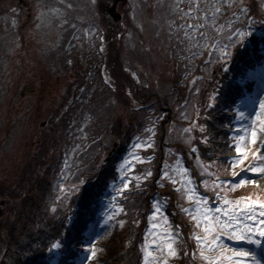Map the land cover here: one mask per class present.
Instances as JSON below:
<instances>
[{
    "label": "rangeland",
    "instance_id": "obj_1",
    "mask_svg": "<svg viewBox=\"0 0 264 264\" xmlns=\"http://www.w3.org/2000/svg\"><path fill=\"white\" fill-rule=\"evenodd\" d=\"M116 1L117 7L115 9L113 8L112 13H118L119 17L116 20L108 18V21L105 22V7L108 3L110 4L111 0H97V4L95 5L92 0H26V3L23 5H20L18 0H0V14L3 16L4 20L2 24L6 23L4 30H0V33L7 39L3 49L4 51L7 50L8 56H13V67L11 70H8V72H11L9 75L12 77L13 81L11 87L12 112L8 117V119L12 117V125L8 135H5L3 131L0 132V138L3 140L4 144L0 148V235H3L4 232L7 231V229H5V224H9L11 218L16 216L15 214H20L14 211L18 208L15 206L17 204H14V202L20 201V196L24 191L23 189H36L35 180L33 178L39 176L37 173H41L42 177L47 176L50 178L51 173L54 171L58 172V167H60V171H65L66 181H69L72 185L73 181L76 180V176L78 177V181L84 178V173L88 172L86 167L89 165L90 144L87 137L86 141L84 138H79L80 132L89 134L92 130L101 128V132L107 137L111 135L112 130L110 132L107 131L106 124L108 120L110 121L113 114L109 113L108 117L105 113H101L99 116L96 112L98 104H90L88 108L83 105L81 110L75 114V110H77L76 99L78 95H83L82 92L86 89L87 84L93 88L92 92L94 94L96 93V100L101 99L103 102L107 101L109 99V94L105 88H110L112 86L118 88L121 84L120 79L115 78L111 71L115 70L114 72H119L118 65L121 66L123 63L125 65L126 63L128 66L126 61L129 59L131 60V64L133 61L137 62L135 75L141 74L143 76L141 81L147 82L148 84L151 83L150 85L153 87H159L160 77H158V73L162 76V79H172L176 77V65L171 61L170 56L167 57L166 41L164 40L165 36L164 33H162V20L165 18L170 20L174 19L177 24L178 21L176 16L178 14L175 11L177 0ZM261 1L262 0H244V3L248 8L255 6L258 2L260 4ZM185 2H187V0H185ZM237 2H239V0H237ZM68 4L72 5L70 9L67 7ZM179 7L181 8L180 5ZM224 8L228 7L225 6ZM13 9L16 11L13 12ZM182 9L186 12L188 6L182 7ZM201 16H203V13H201ZM65 20H67V23H64ZM94 20L100 23L108 36L112 34V48H115V50L117 48L118 53H120L117 59L118 63H114V53L109 49L104 53L107 59L104 63H101L98 58L89 55L90 48H92L95 43H98V46H95L94 51L100 57H103L99 51L100 47L104 45L105 49L108 48L107 42L101 40L99 36L95 37V34L99 32L89 24L90 21ZM153 20H159V23L155 25L153 24ZM199 20L204 24L208 22V25L211 26L210 20ZM197 21L195 14H193V18L189 19L188 23H197ZM82 24L84 25L82 26ZM126 25H133L140 35L143 34L142 38L140 37L141 41H131L134 33L129 27L128 34L124 35ZM225 30L227 32V29ZM89 32H91L92 35H88ZM75 36H78L79 39H74ZM70 38L73 39L69 43L67 39ZM134 43H136V45H133ZM124 46L126 47L125 51H128L127 54L124 53ZM142 47L145 48V52L140 51ZM168 47L170 48L169 45ZM133 53L136 54L133 55ZM69 61H71V63H69ZM255 76L258 82L256 84V90L252 95L253 99L244 98L238 105L246 112H255L259 114V103L264 101V70L258 71ZM108 78L111 79L112 83H105ZM182 78L186 79L184 75ZM178 83L180 87L182 86L181 89H185L189 85L186 86V80H180ZM23 84H27V89L22 86ZM97 88L101 89L95 92ZM23 91L24 93L21 95ZM177 92L179 93L180 91ZM172 95L178 94L173 92L170 97ZM84 97H88V94L84 95ZM182 98H185V95L182 94ZM112 109L117 111L116 114L114 113V117H116L117 114L118 117L124 116V107L115 105ZM232 111H235V107ZM151 115H147L144 119V122L151 123V125L144 127L140 133H134V135L131 136L133 142L130 148L127 150L122 160L116 164V181L118 184L113 185V183H111L104 204L101 206L100 215H98V219L91 229L92 241L87 243L89 244L87 248L90 249L83 254L80 259V264H115L118 262V260L113 261V259L116 257L117 253L120 252V245L117 244L116 238H113L112 222L109 219L106 221L107 217L104 218V214L113 196L121 190L124 191L129 189H123V184L121 183L122 177L126 178L128 181L132 178H137L140 169L138 167L144 165L143 172L145 174L148 171L152 172L150 179L154 177L151 182L157 184V194H159L158 192L162 187L161 185L173 183L172 181H176V178L181 185L185 186L190 180L189 177L184 174L188 172L185 171L187 170L186 165L192 163L193 160L196 162V153L192 152L191 147L196 141L200 144H204V137L208 132L200 134L199 128L193 127V124H205V122L195 119L193 115L184 114L182 117L183 120H181L182 124H180L181 127H177L175 130L177 136L173 137L174 141H171V143L175 145L171 146L172 148L170 149H165L166 153H163V164L156 165V161H158L162 155V150L158 149L159 146L155 134L158 125L156 126L155 124H158V122L162 120L159 119V117H164L166 114L165 112H161L156 115ZM252 119L254 120L255 118L253 117ZM233 124L234 127L230 128L231 130L228 134L234 139V144H239L240 141L235 138L237 136L236 129L243 128L244 133L247 134L248 123H241L239 119H236ZM186 128H192V131L186 132ZM147 129H153V131L149 132ZM60 135L61 138H59ZM4 136L6 137L5 141L3 139ZM70 139H77L74 146L69 143ZM62 143H69V149H71L68 153V157L63 158V160L58 154ZM137 143H140L142 147L136 148ZM147 143H151L152 147H145L144 145ZM247 147L250 150L252 149L250 140ZM75 149H83L82 154L84 159L78 171L70 170L74 163ZM110 150V147L103 149V155L106 156ZM226 155V158H224L221 163L222 169L218 167L216 173L203 172L195 175L194 179L197 182H203L208 178L199 179V175L211 174L214 178L219 179V174H223L224 177L221 182L229 184L227 183L228 181L242 183V178H255L260 180V190H264V179H261L250 171L242 173L241 176L233 177V167L228 163V160L232 157H242H238V154L233 148L230 152H227ZM52 156L54 157V161H51ZM137 157L139 159H137ZM81 158L80 155L78 159ZM48 159H50L51 163L48 162ZM254 162L253 150V155L245 162V166L253 164ZM38 164L43 169L33 168V166L37 167ZM197 166L200 167L201 165L198 164ZM51 167L53 169H51ZM235 170L238 172L240 171L239 168ZM165 171L168 172V176L161 180V176ZM49 180L51 181V179ZM88 181L89 177L85 186L88 185ZM229 185L233 186L232 184ZM253 186L255 185L248 184L243 188L233 187V189L235 193H238L243 190H248ZM35 192L36 191H33L32 193ZM75 194L76 193L73 195ZM198 194L200 193L198 192ZM61 196L62 193H60V190L58 192L57 188L51 195L55 202L56 198ZM190 196L191 195H188V197ZM221 197L227 198L223 195H221ZM255 198L264 199V196L263 198L255 196ZM210 200L212 199H207L208 202ZM2 201L6 203H4L3 206H1ZM219 201L220 204H211L210 208L214 210L215 207H228L222 203L221 199H219ZM229 201L235 203L232 200ZM47 204L48 203H46V206ZM49 206L51 211L57 207L54 203L49 204ZM150 207H153V204L146 209V212L149 214L153 211ZM193 208L194 206L188 207L187 209L189 211L186 213L192 214ZM21 209L22 208H19L18 210ZM212 214L217 215L214 211ZM51 219V221H54L55 218ZM148 221L150 223L154 222L152 221V216ZM167 224V221H165L162 226L166 227ZM28 227L30 230H35L37 228ZM152 227L153 225L151 228ZM156 228L158 232L162 234V238H154L155 233H151L153 230L145 229L142 231L141 227L134 231L132 236H136V240L140 241L142 233L146 234L148 231H151L149 237H152L151 239L154 238L157 244L164 245L170 242L173 243L166 229H162L160 226ZM201 230H203V226L200 225L196 228V233L192 236L194 238L196 235L203 236L204 232H201ZM200 232L201 234H199ZM145 234H143V236ZM220 243L226 244L232 248L247 250L246 247H243V244L239 242L226 241L225 236L222 237ZM249 247L255 246H250L249 244ZM110 248L112 252L107 254V250H110ZM149 250L158 255L156 247H151ZM92 251L97 252V257L91 256ZM170 259L172 260L171 257L168 258V260ZM245 259L247 264H250V261H248L247 258Z\"/></svg>",
    "mask_w": 264,
    "mask_h": 264
},
{
    "label": "trees",
    "instance_id": "obj_2",
    "mask_svg": "<svg viewBox=\"0 0 264 264\" xmlns=\"http://www.w3.org/2000/svg\"><path fill=\"white\" fill-rule=\"evenodd\" d=\"M179 5L181 7L188 6L187 2H180ZM248 9L249 15H251L256 23L246 29V31L251 34L244 39L243 44L231 49L232 57L224 66L212 65L208 69L201 71L200 69L204 68L202 61L206 58V53L204 57L188 64V61L184 59L187 52H181V49H183L185 45L179 44L176 38L178 35L182 37L184 34V29L176 28V25L183 23L177 15V24L174 19L170 20L165 18L162 20V33H164L165 36L164 40L166 41L167 57L170 56L171 61L176 65V77L172 79H162V76L158 73V77H160L159 87H153L150 85L151 83L148 84L147 82L141 81L143 77L141 74L135 75L137 62L133 61L131 64V60L129 59L126 61L128 66L126 63L125 65L123 63L121 66L118 65L119 72H114L115 70L111 71L115 78L120 79L121 84L118 88L114 86L105 88L109 94V99L107 101L103 102L101 99L96 100V93L94 94L92 92L93 88L87 84L86 89L82 92L83 95H78L76 99L77 110H75V114L81 110L83 105L88 108L90 104H98L96 112L99 116L101 113H105L108 117L109 113L113 114L110 121L108 120L106 124V130L109 132L112 130L111 135L107 137L101 132V128L92 130L89 134L80 132L79 138H84L86 141L87 137L89 140V165L86 167L88 172H85L83 176L86 179L81 178V180L78 181V177L75 175L76 180L73 181V185H77L79 189L75 192V195L72 193L68 195L66 200L63 199L65 193L71 188L72 184L66 181L65 171H60V167H58V172L54 171L51 173L50 178L47 176L42 177L41 173H37L39 176L33 178L35 180V190L32 188L31 190L28 188L23 189L24 191L20 196V201L14 202V204H17L15 206L18 207L14 211L20 214H15L16 216L14 215L15 217L11 218L10 223L5 224V229H7V231L4 232L3 235H0V264H72L70 258H78V255L82 251V246H84V244L81 243L82 239L80 233L89 226L104 191L113 181H116L117 172L115 167L130 148L133 142L131 136H133L134 133H140L144 127L151 125V123L144 122L146 116L151 114L156 115L161 112H165L166 114L158 124H155L156 126L158 125L157 128L155 127L157 144L159 146L158 149L162 150V155L159 160L156 161V165H162L163 153H166L165 149H170L172 148L171 146L175 145L171 143V141H174L173 137L177 136L175 130L177 127H181L180 124H182L181 120H183V115H193L195 119H198L196 116L198 110L201 112V117L198 120H202L208 125V132L205 136H207L209 140L208 143L204 144H200L196 141L191 147V149H198V151L195 152L196 162L193 160L192 163L186 165L188 172L184 175H187L192 183L187 182L186 186L181 185L176 178L175 183L172 181L173 183L163 184L158 192L159 194H157V184L151 182L154 177L151 179L149 177L147 180H144V165H140L138 167L140 168L138 171L139 176L137 175V178H132L130 180L128 190L121 191L124 197L120 202L113 204L108 219L113 224V238H116L117 244L120 245V252H118L113 259V261L118 260L115 264H137L138 259H135V257L143 255L144 249L147 247L146 242L149 240H154L156 242L154 238H162V234L159 233L156 228L157 226L166 229L171 239L176 235L179 237L178 240L172 239L175 247L178 248L179 255L178 257H171L172 260L170 259V261L177 264H207L206 261L200 258L199 252L201 246L197 244L196 239L192 236L196 233L198 224L196 219H193L194 213L187 214L178 211L181 206L190 202L191 199H189L188 195H191L192 199H200L201 197L212 199L215 192L218 191L221 195L226 196L228 200H232L233 202H236L242 197L259 199L255 198V196L261 198L264 196V190H260V188L256 186L235 193L233 186L229 184L223 183L221 186L220 182L206 180L208 182L206 188L204 181L197 182L194 179L195 175L203 172L216 173L218 167L222 169V160H217V157L225 155L232 149V139L228 136V125L234 123V121L230 119L235 113L232 109L244 96L249 97L254 84V80L249 78L264 66V24L259 23L260 20L264 19V0H262L260 4L258 2L255 6L248 7ZM233 10L234 9L223 8V12L227 15L222 22L226 23L227 19L231 17V12ZM105 17V22H107L108 17ZM153 22V24L156 25L159 23V20H153ZM197 23L203 22L198 20ZM237 24L239 25V22H237ZM206 25H208V22ZM128 27L135 35L132 34L133 38L131 41H141L140 37L142 38L143 34L140 35L133 25L125 26L124 35L128 34ZM95 28L98 30L99 35L103 37V41L107 42L108 48L105 49L103 45L105 51L101 53L103 57H100L94 51L95 46H98V43H95L93 47L90 48L89 55L98 58L101 63H104L107 61L104 53L109 49L114 53V63H118L117 59L120 53H118L117 48L116 50L112 48V34L108 36L101 25ZM133 45H136V43ZM125 50L126 47L124 46V53L127 54L128 51ZM140 51L145 52V48H140ZM135 54L136 53H133V55ZM186 64L192 69L191 76L186 74ZM183 75L186 79L182 78ZM193 77H200L194 86L191 84ZM180 80H186V86L189 84L188 87L181 89L182 86L180 87L178 83ZM196 88L200 90L198 95L195 91ZM99 89L101 88H97L95 92ZM214 90H218L222 97L220 103L221 110H209L212 112L213 119L205 121L203 116L207 115V113H204L203 109L210 104L211 100L209 97ZM129 92H131L132 95H129ZM173 92L178 95H172L170 97ZM87 94L88 97H84V95ZM182 94L185 95V98H182ZM224 101L228 102L229 107H224ZM115 105L124 107L126 110H124V116L118 117L117 114V116L114 117V113L116 114L117 111L112 108ZM59 138H61V135ZM77 139H70L69 143L74 146ZM69 143H62L60 146L58 154L62 160L68 157V153L71 150L69 149ZM114 144L116 145L114 146ZM3 145L2 141L0 148ZM106 147H110L111 150L107 161L103 163L102 159L108 155L107 153V155L104 156L102 153V150ZM82 153L83 149L74 150V163L70 170L78 171L84 159ZM80 155L82 158L78 159ZM77 159L78 162L76 163ZM51 161H54L53 156L51 157ZM48 162L51 163L50 159H48ZM198 164L201 166L198 167ZM33 168L36 169L41 167L38 164L37 167L33 166ZM51 169L53 168L51 167ZM88 177V185L85 186ZM49 179H51V181ZM81 181H83V183H81ZM213 184L217 185L215 191L213 190ZM62 187L65 189V192H61L60 189ZM56 188L58 192L60 190L62 196L59 197V199L56 198L55 202L51 195L55 192ZM189 188L195 189V191L189 192ZM33 191L36 192L32 193ZM198 192L200 194H198ZM4 203L1 206H3ZM46 203H48L47 206ZM52 203L57 206L55 212L50 209L49 204ZM151 204L157 207L162 205L159 207L160 212L155 213L154 209L155 214H152V221L154 222L151 226L155 225V227L150 228L153 232L148 231L144 236L142 235L141 240L138 241L136 240L137 237H133L132 235L134 231L138 230L140 227L142 228L148 216H150V214H147L146 209ZM69 207H71L70 211L68 210ZM19 208L22 209L18 210ZM51 218H55L54 221H51ZM165 221H167L168 224L166 227H163L162 224ZM28 226L37 228L35 230H30ZM150 232L155 233L153 239L149 237ZM57 242H59L60 247L53 248L52 245ZM157 245L159 244L156 242L155 247ZM160 246L162 247L163 244H160ZM185 251L188 252L187 257L184 255ZM111 252V248L107 250V254ZM193 253L195 254V258H193Z\"/></svg>",
    "mask_w": 264,
    "mask_h": 264
},
{
    "label": "snow or ice",
    "instance_id": "obj_3",
    "mask_svg": "<svg viewBox=\"0 0 264 264\" xmlns=\"http://www.w3.org/2000/svg\"><path fill=\"white\" fill-rule=\"evenodd\" d=\"M92 2L94 5L97 4V0H92ZM180 2L181 0H177L175 11L183 23L176 25V28L184 29V34L182 37L178 35L176 38L179 44L185 45V47L181 49V52H187L184 59L188 61V64L204 57L206 53V58L202 61L204 68L200 69L201 71L208 69L212 65L224 66L232 57L231 49L243 44L244 39L251 34L246 31V29L256 23L251 15H249L244 0H239V2H237V0H187L188 10L186 12L179 7ZM225 6L229 9H234L231 12V17L227 19L226 23L222 22L227 15L222 11ZM67 7L70 9L72 5L68 4ZM15 11L16 10L13 9V12ZM201 13H203V16H201ZM193 14H195L197 20H210V28L204 23H188V20L193 18ZM237 22H239V25ZM64 23H67V20H65ZM259 23L264 24V19L260 20ZM225 29H227V32H225ZM88 35H92V33L89 32ZM74 39H79V37L75 36ZM100 39L103 40V37ZM99 51L103 53L105 49L100 47ZM69 63H71V61H69ZM188 64L185 65L186 74L191 76L192 69L189 68ZM199 79L200 77H193L191 84L194 86ZM105 83H112V81L108 78ZM195 91L198 95L200 90L196 88ZM129 95H132V93L129 92ZM209 99L211 103L203 109V112L207 113V115L203 116L205 121L213 119L212 112L209 110H221L220 103L222 97L218 90H214ZM224 107H229L227 101H224ZM196 116L198 119L201 117V112L199 110ZM253 117L255 118L254 120L252 119ZM159 119H163V117H159ZM230 119L232 121L239 119L241 123H248L247 134L244 133L243 128L236 129L237 136L235 138L238 139L240 143L231 145L238 154V157H242H232L228 160V163L233 167V177L241 176L242 173L250 171L261 179H264V163H261L264 162V101L259 103V114L255 112H246L241 109L239 105H236L235 113ZM193 127H198L201 133H206L208 130L207 123H195ZM228 127H234V124L230 123ZM147 131L151 132L153 129H147ZM185 131H192V128H186ZM208 140L209 138L205 136L204 142L208 143ZM249 140L252 146L251 150L247 147ZM144 146L151 148L152 144L147 143ZM141 147L142 145L140 143L136 144V148ZM253 150L255 162L245 166V162L253 155ZM196 151H198V149H192V152ZM137 159L139 158L137 157ZM236 168H239L240 171H236ZM151 176L152 172L148 171L144 174L143 178L147 180ZM167 176L168 172H163L161 180ZM81 183H83V181H81ZM121 183L123 184V189H128L130 186V181L126 178L122 177ZM188 183H191V180H189ZM223 183L224 182H221V186ZM227 183L232 184L233 187L239 188H243L248 184L255 185L258 188L261 187L260 180L255 178H242V183L233 181H228ZM204 184L207 188L208 182L204 181ZM216 187L217 185L213 184L214 191ZM60 190L61 192H65L63 187ZM78 190L77 185H72L65 193L63 199L66 200L69 194L75 193ZM188 191L194 192L195 189L189 188ZM215 195L228 207H216L214 210L209 207H197V215L193 217V219L199 220L202 216L204 220V235L195 236L197 244L201 246L199 252L200 258L206 261L207 264H247L245 258L250 261V264H264V199L242 197L235 203H232L227 198L221 197V193L218 191L215 192ZM189 199H192V197L190 196ZM207 203L208 201L203 197L197 200V205H207ZM153 207L155 213L160 212L159 207L156 205H153ZM52 211L55 212L56 209H52ZM183 211L188 212L189 210L183 209ZM213 211L217 215H211L210 213ZM199 226L200 224L198 223L197 227ZM153 227H155V225H153ZM224 236H227L228 239L231 240H242L254 245L261 250L259 256L255 250L236 249L220 243ZM172 239L178 240L179 237L176 235ZM155 243L156 242L153 241V244ZM52 247L59 248V242L53 244ZM156 248L158 255L145 247V264H169L168 258L178 257L179 255L178 248L174 247V243L171 242L164 244L162 247L157 245ZM184 255L187 257L188 252L185 251ZM91 256L97 257V252L92 251ZM193 258H195L194 253Z\"/></svg>",
    "mask_w": 264,
    "mask_h": 264
},
{
    "label": "flooded vegetation",
    "instance_id": "obj_4",
    "mask_svg": "<svg viewBox=\"0 0 264 264\" xmlns=\"http://www.w3.org/2000/svg\"><path fill=\"white\" fill-rule=\"evenodd\" d=\"M20 5H23L26 3V0H18ZM12 6V5H11ZM115 8V7H114ZM2 17V18H1ZM0 30H4L6 23L2 24L3 16L0 14ZM0 33V132H4L6 135L11 130L12 125V117L8 119V117L11 114V100H12V77L9 75L11 72H8V70L12 69L13 67V56L7 55V50L4 51L3 46L6 43V37H3ZM10 40V38H9ZM27 89V84H23ZM24 93L21 92V95ZM6 140V137H4ZM4 140V141H5ZM2 139H0V146L2 145Z\"/></svg>",
    "mask_w": 264,
    "mask_h": 264
},
{
    "label": "water",
    "instance_id": "obj_5",
    "mask_svg": "<svg viewBox=\"0 0 264 264\" xmlns=\"http://www.w3.org/2000/svg\"><path fill=\"white\" fill-rule=\"evenodd\" d=\"M113 10V8L111 7V8H109V11L111 12ZM116 16V15H115Z\"/></svg>",
    "mask_w": 264,
    "mask_h": 264
},
{
    "label": "bare ground",
    "instance_id": "obj_6",
    "mask_svg": "<svg viewBox=\"0 0 264 264\" xmlns=\"http://www.w3.org/2000/svg\"><path fill=\"white\" fill-rule=\"evenodd\" d=\"M263 184H264V181H263Z\"/></svg>",
    "mask_w": 264,
    "mask_h": 264
}]
</instances>
